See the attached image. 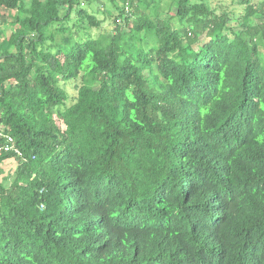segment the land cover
I'll return each instance as SVG.
<instances>
[{
  "label": "trees",
  "instance_id": "trees-1",
  "mask_svg": "<svg viewBox=\"0 0 264 264\" xmlns=\"http://www.w3.org/2000/svg\"><path fill=\"white\" fill-rule=\"evenodd\" d=\"M83 1L0 0V264H264V0Z\"/></svg>",
  "mask_w": 264,
  "mask_h": 264
},
{
  "label": "rangeland",
  "instance_id": "rangeland-1",
  "mask_svg": "<svg viewBox=\"0 0 264 264\" xmlns=\"http://www.w3.org/2000/svg\"><path fill=\"white\" fill-rule=\"evenodd\" d=\"M259 3L261 0H258ZM231 0H208L207 4L213 10L217 12H221L222 10L225 11H234L235 13H239L240 10L243 8L242 4H235L232 5ZM264 2V1H263ZM82 7L87 8V10L95 15V17L100 20L99 26H90L86 19L83 21H79V17L77 16L75 11L71 12L70 18L67 21V25L71 28L74 32L76 38H80L81 40L85 39L86 37H96L99 33H107L111 31L115 27V23L113 21L114 16L117 13L115 5L112 0H86L83 1L81 4ZM175 4L171 2V0H164L162 5L159 8L158 16L160 18H167L168 13L174 11ZM64 13V10H61V14ZM16 18V12H11V21L8 22L6 27L2 29L0 32L4 34V38L0 39L1 43L9 47L7 39L14 28ZM133 19V17H132ZM255 21H260L259 19H254ZM174 23H177L175 19H172ZM76 24H80L79 28H76ZM2 28V27H1ZM185 29H182L184 31ZM204 39V36L200 37ZM200 39V40H201ZM76 83L77 81L74 79L61 82L62 87L68 92L70 96H74L76 94ZM15 165L14 159L7 160L5 162V172L10 170Z\"/></svg>",
  "mask_w": 264,
  "mask_h": 264
},
{
  "label": "crops",
  "instance_id": "crops-1",
  "mask_svg": "<svg viewBox=\"0 0 264 264\" xmlns=\"http://www.w3.org/2000/svg\"><path fill=\"white\" fill-rule=\"evenodd\" d=\"M0 31L6 27L9 21H11V10L1 9L0 10ZM2 27V28H1ZM4 38V34L0 32V39ZM4 43V42H3ZM2 45L6 47V45Z\"/></svg>",
  "mask_w": 264,
  "mask_h": 264
},
{
  "label": "built area",
  "instance_id": "built-area-1",
  "mask_svg": "<svg viewBox=\"0 0 264 264\" xmlns=\"http://www.w3.org/2000/svg\"><path fill=\"white\" fill-rule=\"evenodd\" d=\"M5 139H6L5 140L6 142L1 148L4 149V150H7V151H13L17 155H20L19 150L15 146L13 138L11 136H9V135H6Z\"/></svg>",
  "mask_w": 264,
  "mask_h": 264
}]
</instances>
